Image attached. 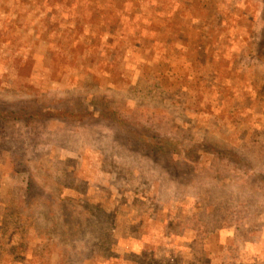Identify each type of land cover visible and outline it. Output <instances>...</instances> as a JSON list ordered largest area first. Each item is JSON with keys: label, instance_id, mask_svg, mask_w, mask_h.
Masks as SVG:
<instances>
[{"label": "rangeland", "instance_id": "374dc122", "mask_svg": "<svg viewBox=\"0 0 264 264\" xmlns=\"http://www.w3.org/2000/svg\"><path fill=\"white\" fill-rule=\"evenodd\" d=\"M95 94L166 133V159L207 142L263 180L6 112L0 264H264V0H0V98Z\"/></svg>", "mask_w": 264, "mask_h": 264}, {"label": "trees", "instance_id": "16d2710c", "mask_svg": "<svg viewBox=\"0 0 264 264\" xmlns=\"http://www.w3.org/2000/svg\"><path fill=\"white\" fill-rule=\"evenodd\" d=\"M74 98L66 97L57 100L50 99H39L37 103H34L30 98H23L21 100H3L0 98V117L3 118L5 113L8 112V117L17 121L25 119H33L35 121H43L51 116H58L64 122L81 123L84 125H93L97 122H105L109 124L113 129L114 138L125 144L138 143L145 150L155 152L166 159L167 152L172 153L169 150V144L167 140H170L166 133H161L160 130L156 129L155 126L147 120H143L131 113H127L116 103H113L115 110H111L108 107L107 101H109L104 94H95L87 97L81 104L80 108H75ZM112 100V99H111ZM113 101V100H112ZM100 113L108 114L107 116L101 117ZM1 121V120H0ZM16 131H11L10 134ZM177 145H181L186 142L179 138L174 139ZM172 146V143L170 144ZM190 147H187L185 154H182V149L178 146L174 148V153L182 154L181 158H175L173 156L168 157L167 160L171 163L170 171L173 174L190 172L194 167V163H199V158L202 154L217 152L219 157L233 162V166L236 169L245 171L253 179H262L260 173L255 170L252 171V166L245 156L236 150H228L223 147L211 144L199 142L197 145L195 142H191ZM194 145V146H193ZM200 146H202L200 148ZM17 151L21 150V145H16ZM201 152H200V150ZM216 153V154H217ZM175 165L179 166L177 168ZM232 165V164H231ZM183 169V170H182ZM185 172V173H186ZM256 173V174H255ZM30 188L28 187V196L31 197L34 193V185L30 182ZM34 188V189H33ZM36 190V189H35Z\"/></svg>", "mask_w": 264, "mask_h": 264}]
</instances>
